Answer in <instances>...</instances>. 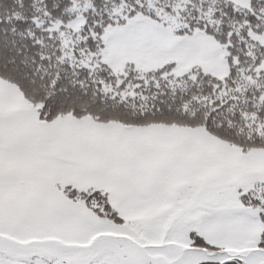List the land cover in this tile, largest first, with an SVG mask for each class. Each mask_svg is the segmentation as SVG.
<instances>
[{
  "label": "snow or ice",
  "instance_id": "6c2138e0",
  "mask_svg": "<svg viewBox=\"0 0 264 264\" xmlns=\"http://www.w3.org/2000/svg\"><path fill=\"white\" fill-rule=\"evenodd\" d=\"M0 264H264V0H0Z\"/></svg>",
  "mask_w": 264,
  "mask_h": 264
}]
</instances>
